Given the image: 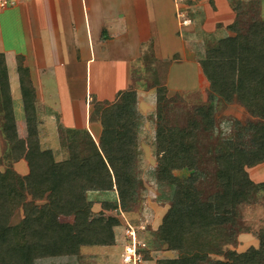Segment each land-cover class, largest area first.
<instances>
[{
  "label": "trees",
  "instance_id": "trees-1",
  "mask_svg": "<svg viewBox=\"0 0 264 264\" xmlns=\"http://www.w3.org/2000/svg\"><path fill=\"white\" fill-rule=\"evenodd\" d=\"M239 9L236 8L237 21L231 27L236 35L206 48L201 67L213 91L223 92L232 84L237 101L258 121L250 122L244 129L250 138L248 142L242 141L243 138H227L219 140L217 147L210 145L207 149L205 145L214 138L211 122L214 108L206 110L205 128L195 121L194 130L188 133L171 129L161 110L167 91L159 89L155 136V155L159 159L157 180L176 186L171 209L156 236L167 251L177 252L178 257L157 264H258L257 259L264 256V229L257 233L261 243L255 249L253 262L246 261L237 251L222 250L226 244H236L239 234L245 230L243 222L238 221L242 207L256 202L258 194L264 191V185L250 180L243 185L238 174L240 167L254 157L264 162L261 0H254L244 15H239ZM18 73L28 131L25 139L18 135L8 68L4 55L0 54V131L7 147L3 159L5 169L0 168V264H36L43 258L74 256L80 246L107 245L105 241L88 239V234L77 238L71 227L38 224L34 216L39 210L48 209L56 218L82 221L79 229L86 230L84 222L95 201H102L106 209L133 210L141 188L136 173L141 154L136 95L126 92L118 101L96 108L90 122L101 124L98 142L87 129H69L61 137L67 157L57 161L53 150L41 147L35 89L21 59ZM219 148L224 150V155L218 161L222 168H227L223 173L216 169L219 163L214 158L220 154ZM205 156L209 157L207 162ZM20 161L28 167L25 175L14 168ZM176 171L180 172L179 180L173 175ZM94 193L100 196L92 199ZM102 194L107 199L102 200ZM19 210L22 219L12 225ZM97 222L94 227L98 231L101 225ZM212 255L217 258L212 259Z\"/></svg>",
  "mask_w": 264,
  "mask_h": 264
},
{
  "label": "crops",
  "instance_id": "crops-1",
  "mask_svg": "<svg viewBox=\"0 0 264 264\" xmlns=\"http://www.w3.org/2000/svg\"><path fill=\"white\" fill-rule=\"evenodd\" d=\"M245 2L18 0L0 10V54L8 68L19 137L28 135L19 59L35 89L40 138L53 137L60 128L93 135L92 113L123 93L136 95L139 117H156L160 88L166 98L206 90L205 53L194 44L234 36L236 8ZM0 136L1 144V131ZM22 164L25 173L17 168ZM14 168L28 172L24 161Z\"/></svg>",
  "mask_w": 264,
  "mask_h": 264
},
{
  "label": "rangeland",
  "instance_id": "rangeland-1",
  "mask_svg": "<svg viewBox=\"0 0 264 264\" xmlns=\"http://www.w3.org/2000/svg\"><path fill=\"white\" fill-rule=\"evenodd\" d=\"M245 1L247 4L243 3L242 9H239L240 16L244 15L245 11L251 9L254 0ZM260 14L261 18L264 19V0H261ZM232 32V35H236L234 30ZM210 40L211 38H208L204 42H197L194 44V47H196V50H201V53L202 51L205 53V49L215 43V38L212 41ZM144 82L147 84V80ZM225 89L223 92L213 91L208 84L207 89L203 91L168 94L169 98H166L161 104L162 114L166 117L168 126L171 129H178L188 133L194 130L193 122L198 121L200 127L205 128L204 118L208 117L205 116L206 110L212 107L214 111L211 116V122L213 124L212 133L214 138L211 143L207 142L205 145L207 149L210 145L217 147L219 140L223 141L227 138L233 140L243 138L242 141L248 142L250 138L246 136L247 134L245 133L247 130L244 131V129L248 127L250 122H257L258 118L248 112L237 101L235 88L232 84L228 85ZM77 92L80 95L82 91L77 90ZM15 107L17 110V106ZM157 115L156 117H139V148L141 154L138 158L136 173L141 188L138 192L137 204L133 210L122 212L120 210L116 211L113 208L106 209L102 206V201L99 203L95 201L93 202V209L90 215H87L86 222H84L86 230L79 229L82 221L56 218L49 213L48 209L43 208L34 216V221L38 224L56 225L60 228L71 227L74 230L73 233H76L77 238L81 235L83 236V234H88V239L97 240L99 243L100 241H105L107 245L80 246L79 252L74 256L43 258L38 260L36 264H126L124 262L126 248L132 243L128 233L129 230H134L137 237L138 253L142 259L140 264H157L161 260L178 257L177 252L167 251L166 247L159 243L156 236L163 219L171 209V198L174 193V187L176 186L174 184L170 186L164 182H162L164 184L162 185L157 180L156 166L159 164V159L155 155ZM92 124H94L91 127L92 136L98 142L102 133L101 124L99 122ZM96 127L97 130L100 129L99 132H94ZM68 130L60 128V132H55L53 137L49 135L48 138H40L42 149H53L57 161H61L67 157V150L62 147L61 137L66 136L69 132ZM2 141L4 145L1 142L0 168L4 170L5 161L3 159L7 147L3 136ZM219 149L221 150L220 154L214 155L217 161L219 158L222 160L224 155V150L222 148ZM208 158V156H205L204 161L207 162ZM218 163L216 169L221 173L225 172L227 168H222L220 161ZM17 168L21 173L26 172V166L23 164L17 166ZM231 170L233 171V169ZM238 174L243 185L246 184L247 180H250L256 185H264V162H258L257 158L254 157L249 161V164L240 167ZM173 175L176 180H179L180 172H173ZM254 184L252 187H254ZM92 196L98 197L100 195L94 193L91 194ZM100 198L102 200L107 199L103 194ZM109 198L113 199V195H110ZM92 199L97 198L92 197ZM101 213H103V216L99 215ZM241 213V219L238 221L243 222L244 232L239 234L236 244H226L222 247V250L223 252L228 250L237 251L241 254L242 258L251 263L256 258L257 251L255 249H258L261 243L257 238V233L264 229V191L258 194L256 202L243 206ZM21 214L22 212L20 210L16 213L12 225H17L21 221ZM96 221H99L97 224L101 225L98 231L94 227ZM112 225L113 228H111ZM211 257L212 259L217 258L215 255ZM218 258L223 259V256ZM263 258L264 256L261 255V258L257 259L258 264H264Z\"/></svg>",
  "mask_w": 264,
  "mask_h": 264
},
{
  "label": "built area",
  "instance_id": "built-area-1",
  "mask_svg": "<svg viewBox=\"0 0 264 264\" xmlns=\"http://www.w3.org/2000/svg\"><path fill=\"white\" fill-rule=\"evenodd\" d=\"M17 2L18 0H0V9H5L8 6H15ZM128 233L129 237L132 240V243L126 248L124 262L126 264H140L142 262V259L141 255L138 253L137 237L134 230H129Z\"/></svg>",
  "mask_w": 264,
  "mask_h": 264
}]
</instances>
